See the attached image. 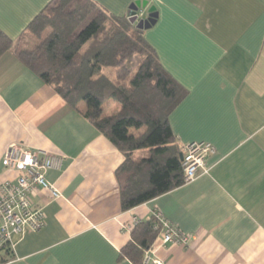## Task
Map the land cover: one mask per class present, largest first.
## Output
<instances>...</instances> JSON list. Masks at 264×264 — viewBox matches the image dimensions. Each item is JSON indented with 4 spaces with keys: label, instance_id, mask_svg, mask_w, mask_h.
Returning <instances> with one entry per match:
<instances>
[{
    "label": "crops",
    "instance_id": "0c3cea01",
    "mask_svg": "<svg viewBox=\"0 0 264 264\" xmlns=\"http://www.w3.org/2000/svg\"><path fill=\"white\" fill-rule=\"evenodd\" d=\"M92 1L133 25L156 16L144 39L186 91L169 116L172 133L179 148L205 142L214 152L193 181L123 211L116 176L122 153L6 51L0 56V184L18 176L2 166L13 144L62 162L46 174L59 196H31L43 210V228L14 236L12 259L4 264H132L121 258L130 240L121 228L155 212L191 240L163 245L157 235L144 253L150 262L264 264V0ZM51 2L0 0V30L16 43ZM103 110L112 114L118 105L107 101Z\"/></svg>",
    "mask_w": 264,
    "mask_h": 264
},
{
    "label": "trees",
    "instance_id": "16d2710c",
    "mask_svg": "<svg viewBox=\"0 0 264 264\" xmlns=\"http://www.w3.org/2000/svg\"><path fill=\"white\" fill-rule=\"evenodd\" d=\"M26 34L35 40L33 48L17 46ZM8 50L122 153L116 176L123 211L184 184L169 116L186 91L126 16L92 0H53L16 43L0 30V56ZM107 101L118 111L105 114ZM156 225L154 217L134 224L121 258L142 264ZM2 250L0 264L11 261L12 248Z\"/></svg>",
    "mask_w": 264,
    "mask_h": 264
},
{
    "label": "built area",
    "instance_id": "2783aa9c",
    "mask_svg": "<svg viewBox=\"0 0 264 264\" xmlns=\"http://www.w3.org/2000/svg\"><path fill=\"white\" fill-rule=\"evenodd\" d=\"M135 18L138 19V16L135 15ZM180 149L183 182L189 183L199 172L204 171L206 159L214 152V148L209 143L192 142ZM61 162V156L46 151L16 144L9 146L2 159V166L6 170L16 171L18 176L13 182L0 184V252L5 245L10 246L14 236H20L25 230L39 231L43 228V210L33 205L31 196L40 191L48 192L52 198L59 196L57 190L47 181L46 174L54 168H59ZM153 217L163 245L185 246L191 240L190 235L182 233L161 213L155 212ZM130 229L131 226L123 225L121 231L129 233ZM142 264L162 263L157 260L150 262V259L145 257Z\"/></svg>",
    "mask_w": 264,
    "mask_h": 264
},
{
    "label": "water",
    "instance_id": "95a60500",
    "mask_svg": "<svg viewBox=\"0 0 264 264\" xmlns=\"http://www.w3.org/2000/svg\"><path fill=\"white\" fill-rule=\"evenodd\" d=\"M135 10V8H134ZM155 18L156 16L154 14H149L148 18L146 20H140L135 27L139 30H144V29H148L149 27H151L154 22H155ZM180 159L182 160V156L180 157Z\"/></svg>",
    "mask_w": 264,
    "mask_h": 264
},
{
    "label": "rangeland",
    "instance_id": "374dc122",
    "mask_svg": "<svg viewBox=\"0 0 264 264\" xmlns=\"http://www.w3.org/2000/svg\"><path fill=\"white\" fill-rule=\"evenodd\" d=\"M139 22V21H138ZM45 34H47V33H45ZM22 45V47H26V48H33L34 47V45H35V40L32 38V37H30L28 34H26L23 38H22V40H20V42H18L17 43V46H21ZM112 73V72H111ZM107 103V102H106ZM112 103L113 104H115L116 105V103H114L113 101H112ZM110 112H108V111H106L105 110V114H109Z\"/></svg>",
    "mask_w": 264,
    "mask_h": 264
}]
</instances>
